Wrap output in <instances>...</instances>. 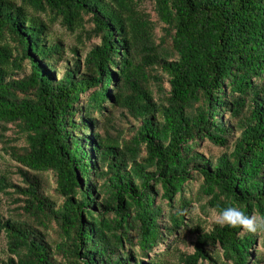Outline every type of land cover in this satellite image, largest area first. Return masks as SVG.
I'll return each instance as SVG.
<instances>
[{"label": "trees", "instance_id": "16d2710c", "mask_svg": "<svg viewBox=\"0 0 264 264\" xmlns=\"http://www.w3.org/2000/svg\"><path fill=\"white\" fill-rule=\"evenodd\" d=\"M6 156L0 264H162L182 232L181 264H264V234L189 214L264 216V0H0Z\"/></svg>", "mask_w": 264, "mask_h": 264}, {"label": "rangeland", "instance_id": "374dc122", "mask_svg": "<svg viewBox=\"0 0 264 264\" xmlns=\"http://www.w3.org/2000/svg\"><path fill=\"white\" fill-rule=\"evenodd\" d=\"M144 8L146 11L151 13L152 19L155 21V16L153 15L152 11V3L149 1H146L144 3ZM44 18V17H42ZM47 38L48 40H51V42H60L62 45V54L65 59H70L71 58V53L69 52L70 48L76 47L80 54L83 52V49L85 48L84 45H80L77 42V31L74 33L70 34L67 32V30L62 27L59 23H55L54 25L50 26L49 30H47ZM86 45V44H85ZM62 68V66H60ZM62 72V70H60ZM117 127L121 126L122 122L118 121L116 122ZM7 136H11V133H7ZM14 137V135L12 136ZM19 144H22V142H19ZM199 151L202 152L205 156H219L222 152L220 150L216 149L214 146L208 144V143H203ZM16 164L12 163L10 159L6 156L3 159L0 158V173L7 174L6 177L10 179L11 182L17 183V177L14 175V169H15ZM41 180L43 183V186L47 187L48 191L52 190L53 183L51 179L48 176L41 175ZM193 189L196 188V185L191 186ZM13 200L12 197H3L1 196V204H0V213L3 217V219H7L9 216L12 214V210L14 209L13 204L11 201ZM190 216L194 217V219H199L203 226L205 228L208 225L210 226L211 224L213 225L214 222L212 220V212L209 213L208 216H202L200 211L197 209V207H193L191 212L189 213ZM4 235L3 233H0V260L5 259V242H4ZM172 240V239H171ZM194 237L191 236L188 232H182L181 235L177 236L175 240L172 242V245L169 248H166L165 246L161 247L159 249V254L157 256L156 260L161 261L162 264H181L178 259L179 254L183 253H191L193 251V242H194ZM171 242V241H170ZM169 242V243H170ZM261 239L258 241V244H260ZM260 248V251L264 255V248L261 245H258ZM218 255H220L219 252H217ZM204 264H207L206 262ZM218 264H221V261L218 260Z\"/></svg>", "mask_w": 264, "mask_h": 264}, {"label": "clouds", "instance_id": "9594fccd", "mask_svg": "<svg viewBox=\"0 0 264 264\" xmlns=\"http://www.w3.org/2000/svg\"><path fill=\"white\" fill-rule=\"evenodd\" d=\"M212 220L215 225L224 228L240 229L243 233L264 234V216L255 213L248 215L238 206H228L212 211Z\"/></svg>", "mask_w": 264, "mask_h": 264}]
</instances>
